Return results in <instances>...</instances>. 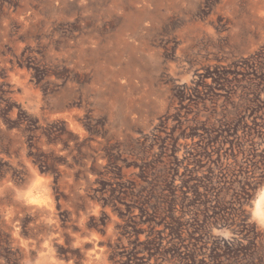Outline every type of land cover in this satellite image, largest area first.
Wrapping results in <instances>:
<instances>
[{
  "label": "rangeland",
  "instance_id": "obj_1",
  "mask_svg": "<svg viewBox=\"0 0 264 264\" xmlns=\"http://www.w3.org/2000/svg\"><path fill=\"white\" fill-rule=\"evenodd\" d=\"M21 155L55 179L50 255L14 236ZM6 177L0 264H82L77 234L99 264H264V0H0Z\"/></svg>",
  "mask_w": 264,
  "mask_h": 264
},
{
  "label": "bare ground",
  "instance_id": "obj_2",
  "mask_svg": "<svg viewBox=\"0 0 264 264\" xmlns=\"http://www.w3.org/2000/svg\"><path fill=\"white\" fill-rule=\"evenodd\" d=\"M55 103L54 104L57 105L55 107L60 106V101H56ZM72 113L76 114L74 110H69L63 115V117L66 118L68 123L71 125L73 124V120L71 119ZM26 157L27 156L25 155H21L22 162L26 168L24 169L28 175L25 179V183L22 186H19L13 182L10 177H6L0 184V193H9L10 190H16L19 186L20 191L14 195V199H12V202L8 208V215L12 221L15 219L14 236L26 254H29L30 252H37L40 256L43 254L50 255L54 253L52 252L53 241L56 240L58 245H62L66 240L65 235L67 233L62 228L59 215H57V210H55L56 202L52 196V189H49V187L54 186L53 183L55 179L50 175H47L46 177L40 176L38 162L35 164L32 158ZM58 173V185L66 187L70 182L72 183L73 172L71 170L63 168ZM59 204L64 206L63 200H61ZM256 212H260V200H257ZM24 214H27L31 219V221L26 224V236L25 233L22 234V229L24 228L22 225L24 222L22 221V216ZM74 240L76 246L82 247L87 243L92 245L89 250H86L85 259L82 264L100 263V259L105 253V248L98 246L97 242H95L98 240L97 237H95L93 234L82 237L81 235L77 234L74 235ZM60 264H75V262L73 260H69L66 263Z\"/></svg>",
  "mask_w": 264,
  "mask_h": 264
},
{
  "label": "clouds",
  "instance_id": "obj_3",
  "mask_svg": "<svg viewBox=\"0 0 264 264\" xmlns=\"http://www.w3.org/2000/svg\"><path fill=\"white\" fill-rule=\"evenodd\" d=\"M262 199H264V195H262Z\"/></svg>",
  "mask_w": 264,
  "mask_h": 264
}]
</instances>
